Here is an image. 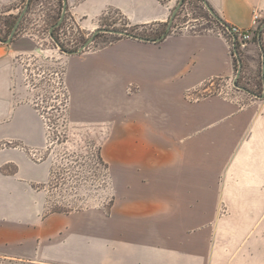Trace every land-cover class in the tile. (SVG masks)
I'll return each instance as SVG.
<instances>
[{"label":"crops","instance_id":"obj_1","mask_svg":"<svg viewBox=\"0 0 264 264\" xmlns=\"http://www.w3.org/2000/svg\"><path fill=\"white\" fill-rule=\"evenodd\" d=\"M66 1L91 29L109 10L130 25L166 23L178 2ZM205 1L229 26L254 30L255 12L264 21V0ZM37 42L27 33L0 40L4 264H264V98L196 97L206 82L233 76L228 35H124L66 55L68 120L101 130L110 163L108 213L47 211V132L20 61Z\"/></svg>","mask_w":264,"mask_h":264},{"label":"rangeland","instance_id":"obj_2","mask_svg":"<svg viewBox=\"0 0 264 264\" xmlns=\"http://www.w3.org/2000/svg\"><path fill=\"white\" fill-rule=\"evenodd\" d=\"M26 4L27 0H0V40L10 37L12 28ZM62 9L63 6L59 0H33L13 37L15 40L16 37L27 33L36 35L38 41L37 52L23 55L20 61L24 66V80L31 93L29 98L43 112L47 132L45 150L52 161L55 173L54 179L46 184L47 209L59 207L70 209L72 212L92 208L108 213L112 196L110 180L108 186V179L102 173L104 165L98 158L100 153L103 156V138L97 137L101 130L78 128L65 121L63 117L62 109L65 104L66 89L62 76H64L65 68L64 59L66 55H69L65 51L78 50L89 40L96 29L127 30L132 34L159 38L168 29L170 18L166 23L130 25L124 15L109 10L101 17L99 26L91 29L81 28L79 21L72 18L66 9L63 21L52 30L54 34H51L52 26L60 20ZM211 14L199 0H184L168 34L194 31L219 33L220 26ZM121 36L124 35L100 31L84 50L101 47ZM54 38L58 40L59 45ZM229 39L233 44V38L229 37ZM252 42L258 44V38H253ZM262 49L264 51V31L262 32ZM237 50L243 62L237 83L263 95L264 58L262 50L255 49L251 54L241 44L237 45ZM239 64V61H236L232 77H221L206 82L197 92L196 97L221 95L238 98L241 102L247 103L252 94L233 84ZM47 121L53 122V125L56 123L50 131ZM59 134L60 138L57 136ZM103 159L110 169V163L104 156ZM226 213L227 207L223 204L221 214ZM0 264H4L1 258Z\"/></svg>","mask_w":264,"mask_h":264},{"label":"water","instance_id":"obj_3","mask_svg":"<svg viewBox=\"0 0 264 264\" xmlns=\"http://www.w3.org/2000/svg\"><path fill=\"white\" fill-rule=\"evenodd\" d=\"M183 2H184V0H180V1H179L177 7L175 8L174 12H172V15H171V17H170V21H169L168 29H166V32H165L164 34H162V36H160V37L157 38L156 40H161L162 38H165V37L168 35V31H169V30L171 29V27H172V22H173V20H174V18H175V15H176V13L178 12L179 8L182 6ZM30 3H31V0H27V4H26L25 8H24L23 11L21 12V14H20V16H19V18H18L16 24H15V25L13 26V28H12V31H11L10 37H9L8 39H6V40H1L2 42H4V43H9V42H11V41L13 40V37L15 36V33H16V31H17V28H18V26L20 25L21 20H22L24 14H25L26 11H27V8H29ZM204 4H205V6L209 9V11L212 13L213 17H214L215 19L220 20V18L218 17L217 13L213 10V8H212V7H211L206 1H204ZM66 9H68V4H67V1L64 0V5H63V9H62V14H61V16H60V20L58 21L57 24H55L54 26H52V28H51V32H52V30H53L56 26H59V25L61 24V22L63 21V19H64V15H65V13H66ZM263 29H264V25L262 26V29L258 32V41H259V44L261 45V50H262L263 58H264V51H263V49H262V32H263ZM100 31L113 32V33H115V34L126 35V36H130V37H132V38H138V39H143V40H146V41H152V39H147L146 37L137 36V35H135V34L130 33V32L127 31V30H113V29H98V30H97V29H96V30L94 31L93 35L89 38V40H88L86 43H84L81 47H79L78 50L65 51V52H66L67 54H69V55H70V54H74V53H78V52H82V51L88 46V44L91 43V42L93 41L95 35L98 34ZM51 34H52V33H51ZM54 39H55V38H54ZM55 40H56V43L59 45L58 40H57V39H55ZM156 40H155V41H156ZM234 40H237V37H236V36H234ZM233 49H234V51H235V55L238 57V61H239V63H240V64H239L238 71H237V75H236L235 80L233 81V84H234L236 87L240 88V89H244L245 92H248V93H250V94H252V95H255V96H258V97H261V98H264V94H263V95L258 94V93L254 92V91H252V90H250V89H248V88H245L243 85H240V84L237 83L238 78H239V76H240V74H241V71H242V64H243V62H242V59H241V57H240V55H239V53H238L236 43L234 44ZM263 66H264V65H263ZM263 80H264V73H263ZM263 85H264V81H263Z\"/></svg>","mask_w":264,"mask_h":264},{"label":"trees","instance_id":"obj_4","mask_svg":"<svg viewBox=\"0 0 264 264\" xmlns=\"http://www.w3.org/2000/svg\"><path fill=\"white\" fill-rule=\"evenodd\" d=\"M33 0H31V2H32ZM60 1V3H61V6H63V1L64 0H59ZM200 2H202L203 4H204V1L205 0H199ZM212 15V14H211ZM215 19V18H214ZM216 20V22H217V24L218 25H226V26H228L229 24H227L226 22H224V21H222L221 19L220 20H218V19H215ZM261 30V27H259L257 30H254L253 31V38L254 39H257L258 38V32ZM52 34H54V32H52ZM135 35H137V36H142V37H146V36H143V35H139V34H135ZM147 39H152V41H155L157 38H148V37H146ZM160 41V40H159ZM238 45H239V42H238ZM233 54H235V52L233 51ZM235 61H238V57L237 56H235ZM65 95V104L63 105V109H62V113H63V117H64V119H65V121H67V122H69V120H68V112H67V109H69V103H68V99H67V95H66V93L64 94ZM39 109V108H38ZM40 110V109H39ZM41 112V111H40ZM42 114H43V112H41ZM47 124H48V129H49V131H50V129H51V127H55L54 125H56V123L53 125V122H49V121H47ZM59 132H60V130H59ZM59 138H60V134L59 135H57ZM98 158H100V163L101 164H103L104 165V169H103V172L102 173H104V177L105 178H107L108 179V186H109V180H110V169H109V165H108V163H106V162H104L103 160V156L101 155V153L100 154H98ZM54 176H55V173H54V170H53V167H52V171H51V175H50V177H49V180H48V183L52 180V179H54ZM111 204H112V202H111ZM47 211L48 212H55V211H58V212H60V213H69V212H71V210L70 209H64V208H59V207H55V208H52V209H47Z\"/></svg>","mask_w":264,"mask_h":264},{"label":"built area","instance_id":"obj_5","mask_svg":"<svg viewBox=\"0 0 264 264\" xmlns=\"http://www.w3.org/2000/svg\"><path fill=\"white\" fill-rule=\"evenodd\" d=\"M261 14L258 13V12H255V14L253 15L252 17V22H253V25L255 27L254 30H257L259 27H261L262 29V26L264 25L263 23V20H262V17L260 16ZM220 28H219V34H225V35H229V37H232L233 40H234V36L237 37V40H234L233 42V47H234V44L236 43V45H238V42L239 44H241L243 47H247L248 43L250 41H252L253 39V31L254 30H246L244 28H241V27H238V26H226V25H219ZM264 31V29H263ZM232 47V51H234ZM235 52V51H234ZM234 56H236L234 54Z\"/></svg>","mask_w":264,"mask_h":264}]
</instances>
